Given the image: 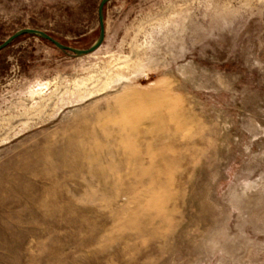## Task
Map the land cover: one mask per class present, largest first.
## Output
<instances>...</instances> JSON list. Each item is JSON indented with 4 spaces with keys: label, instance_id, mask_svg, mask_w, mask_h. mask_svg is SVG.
Returning <instances> with one entry per match:
<instances>
[{
    "label": "rangeland",
    "instance_id": "rangeland-1",
    "mask_svg": "<svg viewBox=\"0 0 264 264\" xmlns=\"http://www.w3.org/2000/svg\"><path fill=\"white\" fill-rule=\"evenodd\" d=\"M3 43L0 264H264V0H0Z\"/></svg>",
    "mask_w": 264,
    "mask_h": 264
},
{
    "label": "water",
    "instance_id": "water-1",
    "mask_svg": "<svg viewBox=\"0 0 264 264\" xmlns=\"http://www.w3.org/2000/svg\"><path fill=\"white\" fill-rule=\"evenodd\" d=\"M21 35H24V34H21ZM21 35H19V36H21ZM19 36L14 37V38L11 40V42H13V41H14L15 39H17ZM11 42H10V43H11ZM10 43H9V44H10ZM9 44H6V43L1 44V45H0V50L3 49V48H5V47H6L7 45H9Z\"/></svg>",
    "mask_w": 264,
    "mask_h": 264
},
{
    "label": "trees",
    "instance_id": "trees-1",
    "mask_svg": "<svg viewBox=\"0 0 264 264\" xmlns=\"http://www.w3.org/2000/svg\"><path fill=\"white\" fill-rule=\"evenodd\" d=\"M15 40H16V39H15ZM15 40H14V41H15ZM14 41H13V42H14ZM0 45H1V44H0Z\"/></svg>",
    "mask_w": 264,
    "mask_h": 264
}]
</instances>
